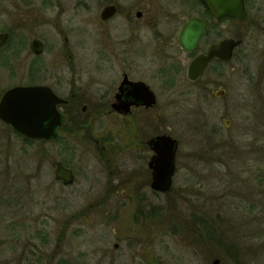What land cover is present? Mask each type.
Returning a JSON list of instances; mask_svg holds the SVG:
<instances>
[{
	"label": "rangeland",
	"instance_id": "1",
	"mask_svg": "<svg viewBox=\"0 0 264 264\" xmlns=\"http://www.w3.org/2000/svg\"><path fill=\"white\" fill-rule=\"evenodd\" d=\"M53 1L65 8L75 2ZM14 6V0H0L1 27ZM67 13L68 26H76V14ZM223 29L231 35V24L224 23ZM258 45L248 42L230 62L213 63L195 86L184 89L180 76L174 89L163 90L157 133L179 143L167 194L154 195L148 186L131 189L128 167L133 164L126 156L118 165H126L122 179L130 189L113 198L105 185L109 168L96 162L93 148L69 141L66 151L60 139L27 143L0 122V264H213L216 258L193 243L192 229H175L191 215L214 223L223 246L240 256L238 264H264V155L258 154L264 150V46ZM74 51L79 59L87 56L85 63L90 60L91 47L76 44ZM10 77L0 68V92L15 82ZM220 90L224 96L215 97ZM57 162L75 170L72 186L54 180ZM137 193L145 203L140 196L136 200ZM90 204L109 209L111 216L101 212L97 220ZM81 215L89 216L82 219L88 228L75 233L74 224L65 227L70 217ZM91 221L96 232L89 228ZM217 259L218 264H234L230 258Z\"/></svg>",
	"mask_w": 264,
	"mask_h": 264
},
{
	"label": "flooded vegetation",
	"instance_id": "2",
	"mask_svg": "<svg viewBox=\"0 0 264 264\" xmlns=\"http://www.w3.org/2000/svg\"><path fill=\"white\" fill-rule=\"evenodd\" d=\"M14 4L7 22L0 26V34L7 35L0 47V68L10 71L15 82L0 92V100L16 87H46L63 100L57 105L62 123L56 136L35 142L60 139L66 151L71 150L69 141H77L82 149L93 148L96 162L109 168L105 185L113 198L124 197V190L130 189L122 179L126 165H118L120 157L126 156L133 164L128 167L134 181L131 189L148 186L154 195L171 191L172 187L165 193L151 189L153 171L149 165L154 155L149 141L161 135L171 137L157 133L163 120V90L174 89L180 76L184 89L195 86L209 75L213 63L223 64L213 59L197 81H190L186 76L189 63L205 56L211 45L223 39L240 42L232 59L248 42L264 46V0H231L229 6L227 0H75L70 8L53 0H14ZM225 6L238 18L223 16ZM71 10L76 14L74 27L68 26L71 19H66ZM224 23L232 25L231 35L223 29ZM187 24L193 38L197 24L204 28L196 46L189 50L179 43ZM76 44L91 47L87 63V56L79 59L75 55ZM177 146L175 172L178 141ZM58 163L72 171L74 180L71 185L54 180L72 186L75 170L65 162ZM139 196L140 203H145L139 193L136 200ZM99 205L88 206L89 210L95 208L97 220L101 212L111 216L109 209L96 208ZM85 218L89 216H74L71 221L70 217L65 227L74 224L75 233H81L88 228L82 222ZM91 223L89 228L96 232V222Z\"/></svg>",
	"mask_w": 264,
	"mask_h": 264
},
{
	"label": "water",
	"instance_id": "3",
	"mask_svg": "<svg viewBox=\"0 0 264 264\" xmlns=\"http://www.w3.org/2000/svg\"><path fill=\"white\" fill-rule=\"evenodd\" d=\"M228 6L231 0H227ZM223 16L238 18L237 13H232L225 6ZM190 25L183 27L179 35L180 46L189 50L191 45L195 47L200 35L204 32L202 25L195 27V37L191 35ZM7 40L6 34H0V47ZM240 42L232 39H223L218 44L210 46L205 56L191 61L187 67V79L197 81L202 75L206 65L213 59L221 62H229L232 59L233 50ZM149 96L153 97L152 93ZM224 91L215 93V97L222 98ZM64 103L49 88L46 87H16L4 93L0 100V121L10 126L19 135L34 141H47L56 136V130L61 126L62 117L57 105ZM153 103V101H152ZM226 125L228 121L224 122ZM153 152L150 162L152 168L151 189L165 193L172 186L175 174V156L177 152V141L167 135L157 136L149 141ZM54 178L64 185H71L74 177L70 169L58 163L54 170ZM214 260L213 264H218Z\"/></svg>",
	"mask_w": 264,
	"mask_h": 264
},
{
	"label": "trees",
	"instance_id": "4",
	"mask_svg": "<svg viewBox=\"0 0 264 264\" xmlns=\"http://www.w3.org/2000/svg\"><path fill=\"white\" fill-rule=\"evenodd\" d=\"M213 134H216V133H213ZM24 140L27 143L32 142L31 140H28L25 138H24ZM223 147L226 148V146L224 144H223ZM263 151L264 150L258 151V154L264 155ZM260 197H261V199H264V189H262V191L260 193ZM260 206H261V208H264V202H260ZM169 207L173 208L174 204L170 203ZM176 208H175V212H176L177 216L179 217L180 214L177 213ZM261 211H264V209ZM179 218H181V217H179ZM186 218H184L185 222L181 221L180 227L177 228L178 227V225H177V227H175V229H178L179 231L182 228L192 229L195 232V234H194L195 238H194L193 243H195L197 247L204 248L205 249L204 251L200 248H198V249H200L203 252L207 251L211 257L210 259L220 258V259H223V262H226V261H228L227 258H230V260L234 264H238L241 262V261L238 262L239 258H237V257H240L239 255H234L235 253L228 252V248L223 246V242H222L223 236L219 233L218 230H216L214 228V223L209 225L208 224L209 222H204L202 219H199L193 215H191L190 217H186ZM263 222L264 221H261V223H263ZM184 230H186V229H184ZM176 232H177V230H176ZM216 250L218 251L217 255H216V253H214ZM222 255H223V258H222Z\"/></svg>",
	"mask_w": 264,
	"mask_h": 264
}]
</instances>
